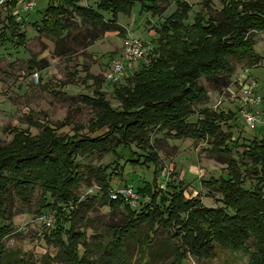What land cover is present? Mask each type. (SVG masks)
<instances>
[{"label":"trees","instance_id":"16d2710c","mask_svg":"<svg viewBox=\"0 0 264 264\" xmlns=\"http://www.w3.org/2000/svg\"><path fill=\"white\" fill-rule=\"evenodd\" d=\"M137 1L141 12L161 11V0H98L95 8L82 4L81 0H48L45 7L36 10L31 24L37 32L56 39L70 30L72 16L90 22L101 33L120 30L118 14H129ZM219 1L221 7L215 10L211 7L212 0H202L199 11L189 19L191 4L176 0V10L165 17L160 27L150 28L158 35L150 62L139 61L130 69L134 72L127 83L113 87L119 109L105 98L102 77L87 73L85 76L93 81V95L80 96L97 113L88 124L75 126L72 134L58 133L39 121L32 123L41 127L35 135L14 125L3 127L12 136L7 143L0 144V264H23L3 243L11 232L10 223L4 221L8 219L5 195L10 188L23 199H28L35 187L41 189L40 210L45 212L49 206L56 212L46 238L57 247L52 259L61 264H129L126 242L133 237L140 247L136 258L140 254L148 258L147 263L139 264H154L153 250L162 246L171 253L167 264H182L187 254L196 258L206 256L214 240L241 244L251 231L259 241L257 235L264 234V173L257 168L264 166V135L249 139L242 151L250 159L257 178L256 183L245 187V177L228 143L235 115L204 106L195 121L189 120L193 106L208 100L207 89L199 82L201 77L225 87L235 70L234 62H244L246 67L261 62L253 49L252 35L264 32V0ZM16 2L7 1L10 10L6 20L11 31L9 35L1 32L0 41L23 45L25 35L20 30L23 19L16 21L12 15ZM104 13L109 17L105 18ZM35 62L30 60L29 68ZM222 124L227 129L223 130ZM80 128H87L88 133H82ZM149 130L164 131L172 138L213 136L210 152L225 159V174L202 183L219 191L221 197L216 202L220 205L205 206L199 196L186 197L178 186L181 181L164 186L157 181L160 157L149 145ZM132 144L139 150L132 149ZM118 147L130 148L125 161L133 169L151 166L152 179H137L141 184L135 188L130 185L145 198L138 197L141 202L135 208L121 196L111 200L106 194L111 189L108 178L99 180L104 188L101 203L114 209L123 206L125 213L119 223L111 226L110 237L99 245V256L90 259L92 250L87 234L75 224L79 208L87 204L76 192L83 180L77 157L101 151L120 158ZM119 174L121 180L123 172ZM158 230L164 234L160 239L155 236ZM262 261L264 264V257Z\"/></svg>","mask_w":264,"mask_h":264},{"label":"rangeland","instance_id":"374dc122","mask_svg":"<svg viewBox=\"0 0 264 264\" xmlns=\"http://www.w3.org/2000/svg\"><path fill=\"white\" fill-rule=\"evenodd\" d=\"M7 1L9 0H0V33L3 32L5 35H9L11 31V26L6 20L10 10ZM33 1L35 6L32 10L23 11L20 0H17L12 10L16 12L18 21L23 19L20 24V30L25 35L23 45L0 41V144L7 143L12 136L3 131L6 125L27 129L30 134L35 135L41 127L32 123L39 121L54 127L58 133L72 134L75 126H84L91 122L97 114L96 108L80 96L93 95V81L85 76L87 73L102 77L101 90L105 92V98L109 100L112 107L119 109V101L114 96L113 87L125 85L134 72L125 70L116 79L109 78L111 63L120 50L121 40L133 35L150 45L145 58V64H148L152 45L158 36L150 28L160 27L165 17L177 8L176 0H161L159 13L141 12V4L137 1L129 14H118L117 22L121 27L120 30L104 33L99 32L98 27H94L90 22L72 16L69 19L70 30L56 39L48 34L37 32L31 24L36 10L42 9L48 2V0ZM189 1L192 7L188 15L189 19H192L201 8L202 0ZM97 2L98 0H81L82 4L94 8ZM212 5L215 10L221 7L219 0L212 2ZM103 15L105 18L109 17L105 13ZM95 35L96 37H93ZM252 37L253 49L260 55L261 62L250 67L249 74L257 82L254 93L262 98V102L257 106L243 104L244 100H249L250 95L243 94L238 79L247 64L233 61L236 67L230 74L227 86L219 87L208 78H200L199 82L207 89L208 100L194 105L189 117V120L195 121L199 115V109L204 106L218 111L224 109L235 115V118L231 120L230 128L232 141L229 140L228 143L232 149L231 154L238 160L245 177V187L256 183L257 178L253 173L250 159L245 158L242 151L246 148L249 139L264 135V32H256ZM30 60L36 61L33 68H29ZM33 72L38 74L37 83L32 80ZM246 107L259 115L262 120L257 123L255 129L250 128L241 116V111L247 109ZM61 123H64V126H59ZM221 128L225 130L227 126L222 124ZM87 130V128H80L82 133ZM147 137L149 145L160 157L161 172L157 181L162 186L169 182L177 184L181 181L178 186L183 189L186 197L199 196L205 206L220 205L216 202V199L221 197L219 191L214 187L210 189L202 183L210 177L225 174L224 169L227 165L225 159L210 152L211 143L215 141L213 136L206 139L183 136L172 138L164 134V131L149 130ZM131 147L139 150L134 144ZM130 151V148L118 147L117 152L120 153V158H116L112 152L101 151L77 157L83 180L76 192L80 200L87 204L79 208L75 224L84 229L87 234L92 250L90 259H96L99 256L101 253L99 245L102 246L110 237L111 226L119 223L121 215L125 213L123 206L114 209L101 203L104 188L99 180L108 178L111 189L118 191L124 186L132 185L135 188L139 183L141 184V180L137 179L146 181L152 179L151 166L143 165L141 168L133 169L129 163H126L125 160ZM258 167L257 170L260 171L262 168L261 173H264V166ZM121 172H123L122 179L125 181L119 180ZM131 181L132 184H130ZM111 189H108L106 193L108 196ZM40 190L39 187H35L28 199L19 197L12 188L7 191L5 216H8V219L4 221L10 223L11 232L4 237L3 243L6 249L23 264H61L52 259L57 247L46 238L50 235L52 228H47L45 219L49 216L55 221L56 212L49 206L46 207L48 209L43 208L47 212L40 210ZM137 196L145 199L138 192ZM119 197L118 195L117 198ZM109 198L115 200L110 196ZM139 198L135 201L136 203H129L130 206L135 208L141 202ZM247 234L248 238L241 244L218 243L214 240L213 248L206 256L196 258L187 254L182 264H262L264 234L257 235L259 241L253 232L248 231ZM155 236L160 239L164 234L158 230ZM126 243L127 254L130 257L129 264L147 263V256L140 254L139 261L135 256L140 251L135 237L128 239ZM153 252L154 264H167L171 258V253L163 246Z\"/></svg>","mask_w":264,"mask_h":264},{"label":"built area","instance_id":"2783aa9c","mask_svg":"<svg viewBox=\"0 0 264 264\" xmlns=\"http://www.w3.org/2000/svg\"><path fill=\"white\" fill-rule=\"evenodd\" d=\"M23 11L32 10L35 6L33 0H20ZM150 45L144 43L139 37L136 36H127L121 40L120 50L114 56L111 67L109 78L116 79L121 73H124L125 70H130L134 63L136 62H145L146 53ZM130 68V69H129ZM249 68L245 67L239 77L238 83H240V88L243 94L250 95L249 100H244L243 104H249L257 106L262 102V98L254 93V90L257 86V82L254 78H251L249 74ZM129 76V75H128ZM32 80L38 82V74L36 72L32 73ZM243 109L241 111V116L245 120L246 124L250 128H254L258 122H261L259 115L255 114L252 110ZM113 191L110 190L109 196L112 199H116L117 196L123 197L129 203H136L137 201V192L132 186H124L121 189ZM54 221L51 217H46L45 225L47 228L52 227Z\"/></svg>","mask_w":264,"mask_h":264},{"label":"crops","instance_id":"0c3cea01","mask_svg":"<svg viewBox=\"0 0 264 264\" xmlns=\"http://www.w3.org/2000/svg\"><path fill=\"white\" fill-rule=\"evenodd\" d=\"M186 1H188V2L191 4V2H190L189 0H186ZM215 1H216V0H212V2H215ZM212 2H211V7L213 6V5H212ZM219 2H220V1H219ZM191 6H192V4H191ZM213 7H214V6H213ZM213 7H212V8H213ZM214 8H215V7H214ZM12 15H14L15 18H16V21H18V20H17V14H16V12H13V11H12ZM114 31H115V30H114ZM132 36H133V35H132ZM120 46H121V44H120ZM133 66H134V64H133Z\"/></svg>","mask_w":264,"mask_h":264}]
</instances>
